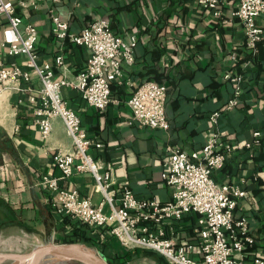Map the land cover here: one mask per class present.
Masks as SVG:
<instances>
[{"label": "crops", "instance_id": "1", "mask_svg": "<svg viewBox=\"0 0 264 264\" xmlns=\"http://www.w3.org/2000/svg\"><path fill=\"white\" fill-rule=\"evenodd\" d=\"M10 1L22 19L21 27H37L38 62L51 63L56 78L72 79L86 64L90 51L58 39L53 31L54 16L67 20L72 32L103 18L116 33H135V62L123 61V76H111L114 101L106 110L89 105L76 88L62 89L88 137L100 143L91 146L89 153L110 171V189L120 195L121 184L129 181L138 198L171 199L173 189L161 178L168 146L199 150L214 129L224 130L234 152L215 173V179L240 184L248 191V196L238 200L235 212L248 217L256 240L253 251L264 250V40L256 51L245 44L244 27L232 12L233 0L218 20L197 0ZM258 22L264 28V13ZM59 53L65 57L61 66L55 63ZM6 59L28 69L21 56L6 54ZM230 71L243 75L239 94L235 92L236 83L225 77ZM146 80L167 87L168 129L129 123L131 109L127 101L135 85ZM20 86L38 89L42 83L32 72L30 80L22 81ZM26 94L24 90L0 91V164L7 167L0 179V199L11 211L6 217L0 206V221L10 219L4 221L0 236L22 231L36 245L74 243L76 238L79 243L97 246L110 264H171L156 250H126L106 230L89 229L57 212L55 194L41 184V176L52 172L61 177L53 154L58 149L71 150L73 141L60 117L53 120L51 135L43 141L25 105ZM233 97L238 103L226 110L214 126L210 114L224 109ZM254 131H261L262 144L249 149L246 143L252 140ZM59 185L89 196L94 203L102 199L90 173L60 178ZM179 228L192 241L199 236L195 215H186ZM194 257L199 258V254Z\"/></svg>", "mask_w": 264, "mask_h": 264}, {"label": "built area", "instance_id": "2", "mask_svg": "<svg viewBox=\"0 0 264 264\" xmlns=\"http://www.w3.org/2000/svg\"><path fill=\"white\" fill-rule=\"evenodd\" d=\"M214 20L220 19L224 7L232 0H197ZM233 15L242 23L245 44L253 51L264 40V28L258 18L264 13V0H233ZM54 34L63 42L69 40L83 45L90 51L86 64L72 79L56 78L51 63L38 62L36 26L26 24L10 0H0V91H26L25 105L29 107L32 123L38 127L43 141L51 135L53 120L62 118L67 133L73 141L71 150L58 149L53 158L62 172L61 177L52 172L41 176V184L54 194L57 212L77 221L89 229L104 231L115 237L122 248L128 250L145 247L158 251L171 264H264V250L253 251L256 240L251 233L248 217L237 216L240 198L248 191L240 184L220 183L215 173L222 169L234 147L226 139V132L214 129L199 150L187 151L180 146H168L167 158L161 175L162 181L172 187V198H138L129 181L121 184L116 195L111 189V173L105 170L89 153L91 146H100L88 137L79 115L63 96L64 87L76 88L85 101L106 110L114 99L111 97L110 78L123 76L122 62H135V33H116L108 20L97 18L78 32L70 31L67 20L53 17ZM21 56L28 69L6 59ZM64 55L55 58L57 65L64 64ZM35 73L42 83L38 89L20 86ZM225 77L236 83V94L241 91L243 75L228 72ZM167 87L153 80L135 85L127 104L131 109L130 124L153 129H168L166 116ZM231 98L226 107L212 112L210 122L216 126L220 116L236 105ZM249 149L259 148L261 131H254ZM7 170L0 164V179ZM90 173L95 179V190L102 199L94 203L89 196H82L75 189L61 188L60 178ZM195 215L199 236L189 239L179 228L186 215ZM198 253L199 258L194 254Z\"/></svg>", "mask_w": 264, "mask_h": 264}, {"label": "water", "instance_id": "3", "mask_svg": "<svg viewBox=\"0 0 264 264\" xmlns=\"http://www.w3.org/2000/svg\"><path fill=\"white\" fill-rule=\"evenodd\" d=\"M11 260V264H47L52 260L66 263L75 260L81 264H110L103 253L84 243H54L47 242L36 245L25 253H0V262Z\"/></svg>", "mask_w": 264, "mask_h": 264}, {"label": "rangeland", "instance_id": "4", "mask_svg": "<svg viewBox=\"0 0 264 264\" xmlns=\"http://www.w3.org/2000/svg\"><path fill=\"white\" fill-rule=\"evenodd\" d=\"M73 242L75 243L79 241H73ZM80 243H84L94 248L97 251L100 250L97 246L92 245L91 243H85V242H80ZM35 245H36L35 241H33L29 236H26L25 233L22 231L6 232V234L0 236V253H6V252L25 253L31 251L35 247ZM141 249L143 248L141 247ZM139 261L140 260H136V263H139ZM0 264H11V260L9 259L3 260L0 262ZM47 264H81V263L75 260H69L66 263L52 260Z\"/></svg>", "mask_w": 264, "mask_h": 264}, {"label": "trees", "instance_id": "5", "mask_svg": "<svg viewBox=\"0 0 264 264\" xmlns=\"http://www.w3.org/2000/svg\"><path fill=\"white\" fill-rule=\"evenodd\" d=\"M0 206L4 208V214L6 215V217L8 216L9 217V214H10V209L8 207H6V205L4 204V202L0 199ZM7 208V209H5ZM9 209V210H8ZM9 221L10 219H2V221H0V229L4 227V221ZM73 241H80L79 239H74Z\"/></svg>", "mask_w": 264, "mask_h": 264}]
</instances>
